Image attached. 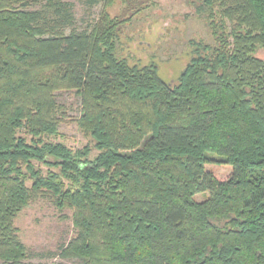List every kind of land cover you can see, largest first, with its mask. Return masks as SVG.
Returning a JSON list of instances; mask_svg holds the SVG:
<instances>
[{
    "label": "trees",
    "instance_id": "1",
    "mask_svg": "<svg viewBox=\"0 0 264 264\" xmlns=\"http://www.w3.org/2000/svg\"><path fill=\"white\" fill-rule=\"evenodd\" d=\"M198 9L216 45L197 46L167 83L153 63L116 56L106 13L67 31L68 2L0 0V264H33L14 220L41 196L71 210L62 259L264 264V62L253 54L264 0ZM62 90L80 98L92 146L57 139ZM209 163L231 170L219 178Z\"/></svg>",
    "mask_w": 264,
    "mask_h": 264
},
{
    "label": "rangeland",
    "instance_id": "2",
    "mask_svg": "<svg viewBox=\"0 0 264 264\" xmlns=\"http://www.w3.org/2000/svg\"><path fill=\"white\" fill-rule=\"evenodd\" d=\"M72 6L73 22L67 31H80L98 22L104 13L115 23L117 33L115 54L130 65L153 63L158 76L167 83L177 80L190 61L197 46L216 45L205 14L198 9L201 0H62ZM198 44V45H197ZM254 56L264 62V46H256ZM56 101L63 106L57 139L72 149L93 141L81 131L76 119L80 114V98L73 91L56 92ZM96 154L93 149L90 157ZM45 171L46 167L41 166ZM206 170L225 178L228 165L209 163ZM206 193L196 194L201 201ZM71 210L59 209L53 198L38 197L15 218L18 236L30 254L33 264H79L74 259H62L59 246L75 235Z\"/></svg>",
    "mask_w": 264,
    "mask_h": 264
}]
</instances>
